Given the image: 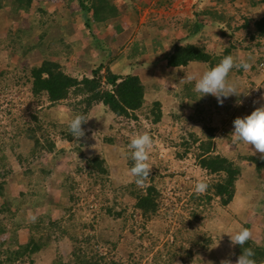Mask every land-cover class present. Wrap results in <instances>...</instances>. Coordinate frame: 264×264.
Segmentation results:
<instances>
[{
	"label": "rangeland",
	"instance_id": "1",
	"mask_svg": "<svg viewBox=\"0 0 264 264\" xmlns=\"http://www.w3.org/2000/svg\"><path fill=\"white\" fill-rule=\"evenodd\" d=\"M13 1L0 0V160L4 161L0 164L8 169L5 196L13 200L11 209L16 213L0 220L15 230L17 243L34 235L42 240V248L33 259L24 256L12 264H74L76 255L98 264H220L229 258L236 264L237 246L231 245L228 235L244 224L250 226L251 239L264 245V192L247 185L245 178L254 172V165L240 158L256 152L230 136L234 119L241 117L240 108L254 111L264 105V72L256 67L264 62V37L255 33V22L264 15V0H124L120 5L128 4L127 22L93 23L88 28L81 20L75 32L72 24L61 25L63 15H54L62 11L72 20L75 12H81L70 6L75 0L61 1L50 11L45 9L47 0H33L26 13L15 12ZM195 23L202 27L191 34ZM41 34L48 46L24 55L25 47ZM176 42L210 51L215 65L231 47L230 55L250 66L229 73V80L244 94L224 99L221 106L215 97L194 92V82H180L186 74L199 77L211 67L200 62L167 67L165 54ZM142 46L143 53L128 58L133 48L141 51ZM44 57L58 61L78 78L91 77V70L100 64L122 77L138 76L146 92L141 109L134 113L136 119L117 117L97 104L85 116L89 119L83 127L85 137L77 141L68 123L76 115L74 108L80 110L77 103L82 96L51 105L45 96L37 100L31 93V67ZM100 73L103 77L105 69ZM159 84L162 88L157 91ZM184 85L193 86L194 98L175 97ZM154 99L162 103L158 123L152 122L150 113ZM237 100L242 103L237 105ZM26 127L35 128L44 146L53 142L52 152L34 148L24 138ZM143 132L151 135L154 146L148 161L152 169L141 188L129 172L133 161L127 145L134 134ZM208 141L211 155L233 156L242 169L228 206L218 199L207 203L203 197L207 189L194 191L199 181L211 185L218 180L195 159L200 145ZM95 156L104 159L106 175L89 165ZM150 184L160 193L159 209L145 218L134 209L132 193ZM3 201L0 198V205ZM52 222L65 233L49 227ZM8 244L16 247L9 232L0 237V245Z\"/></svg>",
	"mask_w": 264,
	"mask_h": 264
},
{
	"label": "trees",
	"instance_id": "2",
	"mask_svg": "<svg viewBox=\"0 0 264 264\" xmlns=\"http://www.w3.org/2000/svg\"><path fill=\"white\" fill-rule=\"evenodd\" d=\"M32 1L33 0H14L12 9L15 12L23 11L26 13L28 12ZM78 1L81 3V9L84 13H90L93 18L84 21V25L88 28L92 26L93 23L99 24L107 21L114 22L120 15V11L111 0ZM85 1H87L88 4L85 3ZM201 27V24L195 23L194 28L193 30H190V33H197ZM255 33L259 38L264 37V15L255 22ZM47 40L48 39H45V34L39 35L36 43L31 44L30 46L27 45V48L25 47L24 55H28L39 47L43 48L48 46ZM36 45L38 47H36ZM230 48L231 47H228L224 51L223 56L230 55ZM140 49L141 51H139L138 48H133V53L127 54L128 58L133 59L136 57V53L141 54L145 51L144 46ZM165 60L167 67L170 68L186 67L191 63L199 62L214 67L216 62V58L210 51L206 52L190 43L182 44L178 42L174 43L171 51L165 54ZM103 69H105V75L102 77L100 72ZM30 77L32 79L31 93L37 100H39L38 98L45 96L46 100L53 105L66 100L70 96H82V99L78 100L77 103V105L80 106V110L74 108V111L75 114H83L85 116L93 106L102 104L112 115L136 119L134 113L141 109L146 92V88L138 76L126 75L125 77H122L113 73L110 68L104 64H100L96 69L91 70V77L82 76L78 78L68 74L58 61H51L44 57V60H41L39 64L31 67ZM103 85H106L108 88L103 89ZM160 88H162L160 87V84L156 85L157 91H160ZM192 88V85H184L179 92H174V95L177 97L180 94H183L182 96L184 97L194 98V94L191 93ZM183 103L184 99H181V107L183 106ZM151 105L150 113L152 115V122L158 123L163 116L162 103L160 100L154 99ZM239 110L241 112V117L250 115L252 112L245 108H240ZM172 114L174 117L180 116V114L177 115L176 112H172ZM34 127H39V125H35ZM83 127L84 125H82V128ZM19 130L21 132V129ZM23 132L24 138L32 142L34 148L40 150L45 149L49 153L54 149L53 142H47L45 146L43 145V142L35 135V128L31 129L26 127ZM241 143L242 142H239V144ZM211 144V141H208V143H202L200 145V153L195 156L196 162L201 169L205 170L210 175L218 176V180L214 181L211 185H207V191L203 197L207 203L211 202L213 199H218L220 204L228 206L236 194V183L242 177V169L234 162L233 156L218 154L211 155ZM240 158H243L245 161L253 163L254 165V172L249 177L245 178L247 185L251 187V184H253L255 187L254 189L264 192V180H261V172L264 170V158H260L257 155V152L250 155H244L243 157L240 156ZM104 162L103 158L95 156L90 160L89 165L98 173L106 175L107 169L104 166ZM0 165V198L4 199L3 203L0 205V218H12L16 213L11 209V206H14V202L13 200L7 199L5 196V185L7 184V181L4 178V175L7 174L6 172H8V169L5 168L4 164ZM208 193H211V195H207ZM132 194L135 199L134 209L138 210L142 216L149 218L157 214L160 193L154 185L150 184L144 190L139 191L138 193L133 192ZM262 202L264 203V200H262ZM4 220L5 219L0 220V237L9 232L16 247L13 248L8 244V246L4 248L3 245H0V264H12L18 259H22L24 256L33 259L32 256L34 257V255L42 248V240H39L38 237L36 238L34 235H30L26 243H17L15 230L11 231L8 227L10 224L4 223ZM48 225L49 227H54L59 230L61 234L65 233V231L59 227L58 222H52ZM34 228L38 230L39 226H34ZM243 228L250 229V226L244 224ZM244 247L252 249L255 254L252 258L256 261V264H264L263 244L258 245L250 239ZM236 252L238 256L242 254L240 246H237ZM75 259L76 261L74 264H98L97 262L92 261V259L88 260L78 255L75 256ZM58 264L63 263L60 262Z\"/></svg>",
	"mask_w": 264,
	"mask_h": 264
},
{
	"label": "clouds",
	"instance_id": "3",
	"mask_svg": "<svg viewBox=\"0 0 264 264\" xmlns=\"http://www.w3.org/2000/svg\"><path fill=\"white\" fill-rule=\"evenodd\" d=\"M249 67L246 62H237L232 55H226L218 64L204 71L199 77L186 74L180 82H194V92L201 94V97L211 95L222 106L224 99L232 96L239 97L243 93L234 82L229 80V73L233 68H243L247 71ZM261 99H264V97ZM241 103L242 101L237 100V105ZM88 121L89 119H86L83 114H76L70 119L68 131L77 141L85 137L86 132L82 125L87 124ZM230 136L236 142L254 147L255 152L262 154V158H264V105L256 108L250 115L235 118L233 132ZM153 146L154 140L148 132L134 134L127 145L131 151L133 161V166L129 169V172L135 178V184L141 188L144 187L152 169L148 161ZM206 189L207 184L204 181H199L195 184L194 191L203 193ZM228 236L233 247L240 246L242 249V254L237 257L236 264H256V261L252 258L255 255L252 249L244 247L252 237L251 230L242 227ZM207 264H213V262L208 261ZM220 264H232V260L230 258L223 259Z\"/></svg>",
	"mask_w": 264,
	"mask_h": 264
},
{
	"label": "crops",
	"instance_id": "4",
	"mask_svg": "<svg viewBox=\"0 0 264 264\" xmlns=\"http://www.w3.org/2000/svg\"><path fill=\"white\" fill-rule=\"evenodd\" d=\"M61 1L64 2L65 0H59L57 2H55L53 0H47V2L45 4L46 5L45 9L50 11L51 9L55 8L56 6H58L57 4L59 2H61ZM111 1L118 8V10L121 8L124 11L123 13L120 12L119 17L117 18L116 21H114V24H119V22H127V20H125V18H126V15H127V11L129 9L128 8V4H127V7L124 8V7L121 6V5H123L124 0H111ZM75 2H76V4L71 2L70 6H74L76 9L81 10V12H75V17H73V18H75V20L73 18H72V20L70 18H68V16L62 11H60V13H59V11L58 12L54 11L55 12L54 15H58L59 18H61L62 15H63L62 19H59V21L61 22V25L62 24H64V25L72 24V26H74V31L73 32L77 31V28L79 27L78 24L80 23L81 20L85 21L86 19H93L92 16L89 13L88 14L84 13V11L81 9V3L78 0H75ZM85 3H87V1H85ZM135 8H136V6H135ZM79 15L81 17H79ZM133 16H134V14H133ZM67 18H68V20H67ZM101 24H103V22H101Z\"/></svg>",
	"mask_w": 264,
	"mask_h": 264
},
{
	"label": "built area",
	"instance_id": "5",
	"mask_svg": "<svg viewBox=\"0 0 264 264\" xmlns=\"http://www.w3.org/2000/svg\"><path fill=\"white\" fill-rule=\"evenodd\" d=\"M257 69L260 72H264V62L259 63L257 66Z\"/></svg>",
	"mask_w": 264,
	"mask_h": 264
}]
</instances>
